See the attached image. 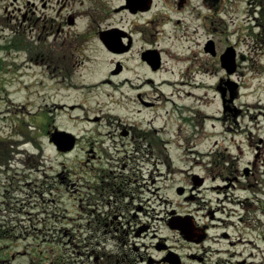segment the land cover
Masks as SVG:
<instances>
[{
  "label": "rangeland",
  "instance_id": "374dc122",
  "mask_svg": "<svg viewBox=\"0 0 264 264\" xmlns=\"http://www.w3.org/2000/svg\"><path fill=\"white\" fill-rule=\"evenodd\" d=\"M81 12L75 11V38L68 34L74 28L64 30V57L70 56L74 44L75 49L83 44V35L93 37L99 30L123 25L90 24V13L84 16L79 15ZM259 12L255 0H223L216 18L220 24H207V32L204 24L158 26L160 33L157 32L155 41L164 51V67L158 74L150 76L154 79L153 84L139 90L144 93L145 100L154 103L151 108L134 105L131 101L123 106L109 104L106 94L115 91L101 82L110 74L111 60L119 57L104 51L95 38L87 45H81L79 53L75 51V56L82 55L80 61L89 62L79 70L77 66L78 71L72 80H63L57 72L53 82L50 74L43 77L40 68L35 67L28 70L26 66L20 70L25 56L11 66L10 58L1 54L5 60L0 68V151L5 150V153L0 156V192L9 185L14 189L26 187L24 192L21 189L16 191L15 204H2L5 198L0 194V223L7 222L3 216L7 217L11 208L12 223L4 224L11 225L16 231L15 237L0 241V244L20 248L40 246L43 250L51 246L64 248L62 254L73 256L75 263L93 264V259L88 260L86 255L71 251L75 237L69 238L60 232L71 229L80 238L87 239L90 228L87 224L91 220L89 207L80 203L78 195H75V203L67 195H62L61 215L57 219L49 218L50 213L46 214L45 209L50 203L42 200L38 188L44 171L50 177L64 167L75 173V183L78 184L75 192L77 188L84 194L89 192L87 187L93 181L94 172L86 165L87 150L92 142L98 141V145L104 146L99 152L101 158L92 160L96 169L120 166L116 160L126 157L121 152L120 140L116 144L98 134V130L107 134L110 126H105V120L96 125L75 122L78 115H83L82 109L59 113L54 110L57 126L83 136L76 151L67 155L55 151L45 135L46 113L53 108V103L81 104L91 118L110 112L114 116L113 125L116 118H121L128 124H138L141 130H157L154 138L139 140L145 148L147 144L152 145V152L148 150L147 154L145 151V161L139 160L138 165L142 170L138 175L143 172L144 177L149 178L148 173L152 170L153 179L158 181L157 196L152 193H156L155 187L144 193L145 199L151 200L146 208L152 217H157L158 212L163 215L174 209L184 214L206 203L210 208L219 209L218 216L227 222L225 229L223 226L211 231L212 239H218L217 235L223 232L230 235L229 240L219 238L216 245L223 247L234 242L239 245L233 249L239 254L235 261L264 264V24L259 23ZM180 16L187 21L193 20L188 12ZM212 28L217 30L216 35L209 33ZM211 38L220 51L226 47L235 49L238 64L235 73L229 75L226 71H217L218 61L205 54L204 45ZM15 67L19 69L17 74L14 73ZM136 70L128 72V76L138 80L149 76L145 69ZM220 79H223L222 88L225 89L223 102L215 90ZM113 80L120 83L121 77ZM140 81L139 85L142 79ZM164 81L179 84H163ZM75 83L86 84L89 89L75 91ZM227 83L237 88L233 94ZM115 94L116 97L120 95L118 91ZM127 94L132 96L130 92ZM54 112L50 115L53 116ZM124 148L129 150L131 147ZM131 158L138 159L139 156L134 154ZM227 177L231 179L226 180ZM194 181L202 182L199 193L192 185ZM181 187L193 191L197 199L186 202L176 192ZM26 193L32 194V197L28 196L29 200ZM56 197L49 195L47 200ZM83 207L85 209L80 210ZM66 215L72 217V221L67 220ZM150 222L156 225L162 236L174 235L163 222ZM2 235L9 236L5 232ZM103 237L100 239L102 249L107 254L117 253V237ZM145 242L150 243V240ZM81 258H85L84 261ZM26 261L19 259L16 264H25Z\"/></svg>",
  "mask_w": 264,
  "mask_h": 264
},
{
  "label": "flooded vegetation",
  "instance_id": "af4514ba",
  "mask_svg": "<svg viewBox=\"0 0 264 264\" xmlns=\"http://www.w3.org/2000/svg\"><path fill=\"white\" fill-rule=\"evenodd\" d=\"M222 1L0 0V68L5 60V58H1V54L6 58H10L11 66L12 63H16L15 60L25 56L23 64H20L21 67L19 66L20 70L26 66L28 70L31 67H35L40 68L43 77L50 74L53 82L58 73L63 80L68 78L72 80L75 77L77 66H79V70L82 65L89 62L85 59L80 61L79 57H82V55L75 56V54L79 53L78 50L81 45H87L90 39L95 38L104 51L119 57V59L111 60L110 74L108 78L101 82V85L109 86L115 91L112 94H106L109 104L123 106V103L126 105V102L131 101L134 105L151 108L154 103L145 100L144 93L139 92V90L144 86L153 84L154 79L150 76L158 74L164 67V51L157 46L155 41L156 35L160 33L158 26L161 27L167 24H200L201 26V24H204V30L207 32V24H220L216 18ZM76 10L83 11L79 15L83 14L85 16L90 13V24L123 25L99 30L94 33L93 37L83 35V44L77 46L76 49L74 44L70 56L64 57V30L65 28L72 29L75 27ZM185 12L191 14L193 20L181 19L180 15ZM207 12L211 14L207 15ZM102 13L106 14L103 15ZM117 16L120 17L117 18ZM114 18L117 19L115 20ZM108 20L110 21L108 22ZM209 33L216 35L217 30L212 28ZM68 34H72L75 38V28ZM228 48L226 47L224 51L218 50L217 43L212 38L208 42L206 41L204 45L205 54H209L218 61L217 65L219 68H217V71H226L223 67L222 56ZM75 51L77 52L75 53ZM136 68L145 69L149 75L146 78L139 77L140 80L142 79L140 85V80L128 76V72L137 71ZM18 71L19 69L15 67L14 73L17 74ZM22 75L24 74L22 73ZM120 77V83L114 82L113 79L116 81ZM222 81L223 79H220L218 85L215 86L221 101L224 99ZM87 89H89V86L86 84L79 85L75 83V91L85 92ZM117 91L120 93L119 97H116L115 93ZM127 92H130L132 96L130 97ZM117 99L118 102L116 101ZM81 109L84 113L82 116L78 115L75 122L84 123L85 125H96L105 120V126H110V128L107 134H102L99 130L98 134L100 136L104 135L106 139L114 140L116 144L120 140V146L123 148L121 152H124L126 157L116 160L117 163H121L120 166L116 164V166L108 167V170L103 167L96 169V166L92 165V160L95 161L101 158L99 152H102L104 146L98 145V141L90 143V149L87 150L88 164L86 166L94 174L93 181L87 187L89 192L85 194L78 188L75 192V185L78 184L75 183V173L70 172L69 169L62 167L50 177L44 171L38 188L41 190L39 194H41L42 200L50 203V207L45 209L46 214L50 213L49 218L57 219L61 215L60 211L63 210L60 208L63 203L62 195H67L72 203H75V195H78L80 203L89 207L91 220L87 224V228L90 227L87 235V240L90 239L88 246L83 241L84 239L75 234L74 230L65 228V230L62 229L60 231L62 234L68 235L69 238H77L78 242L71 249L72 252L77 251L79 254L86 255L88 260L93 259V264H113V260L116 261L115 264L247 263L246 261L234 260L239 255L236 250H233L239 247L234 242H230V244L223 247L216 245L221 237L229 240V234L223 232L217 235L218 239L211 238L213 229L217 231V229H221L223 226L225 229L227 226V222L218 216V213H220L219 209L210 208L205 203L202 207L190 210L184 214L178 213L174 209L164 212L163 215L158 212L157 217H152L150 210L146 208L147 205L151 204V200L149 201V198L146 200L144 193L155 187L156 193H152L157 196L159 191L158 181L153 179L152 170L148 173L149 178L144 177L143 172L138 175L139 171H142L138 166L139 160L145 161V156L149 151L152 152L150 150L152 145L151 143L147 144L145 148L139 144V140L147 141L148 138H154L153 134L157 130L147 132L139 129L138 124H128L121 118H116L113 125L111 121H113L112 117L114 116L110 112L105 116L91 118L81 104L70 106L53 103V108L45 115L44 129L50 145L53 146L56 152L67 155L76 151L81 144L83 136L78 132L74 133L71 130L57 126L54 110L56 112H77ZM51 112H54L53 116L50 115ZM57 130L72 132L71 134L75 137V147L72 151L62 152L55 143L51 142V137ZM127 145L131 147L129 150L124 148ZM117 151L119 152V149ZM145 151L147 154H144ZM134 154L138 155L139 158H131ZM228 179L231 178L227 177L226 180ZM193 184L195 189H197V193H199L202 182L194 181V183L192 182ZM27 185H30V183ZM25 187L19 186L14 189L12 185L6 186L5 191L0 192L5 198L2 204H15L16 191L21 189L24 192ZM176 192L186 202L197 199L194 196L195 193L191 190H185V188L181 187L177 188ZM25 195H27V199L28 196L32 197V194L28 195L26 193ZM49 195H56L57 197L47 200ZM84 209V207L80 208V210ZM13 211H15V207ZM12 213L11 208H9L8 216H3V219L7 222L0 223V232H5L10 237H15L16 231L13 230L12 226L4 224L12 223ZM150 215L151 217H149ZM65 218L72 221V217L66 215ZM172 219H179L177 225L185 224L188 227L192 232L189 234L190 239L184 237L181 230L171 228L170 224L172 223L170 222ZM184 219L186 220L184 221ZM150 220L163 222L168 231L174 235L162 236L159 230L156 229V225H153ZM31 221L34 222L33 219ZM187 222L191 225L187 226ZM106 235L117 237L119 241L117 253L107 254L105 249H102L103 245H101L100 239ZM148 240H150V243L145 242ZM20 247L0 244V264H16L19 259L27 260L25 264H78L75 263L73 256L68 257L62 254L64 248L59 249L51 246L52 248L47 247V250H43L40 246ZM81 259L84 260L85 258Z\"/></svg>",
  "mask_w": 264,
  "mask_h": 264
},
{
  "label": "water",
  "instance_id": "95a60500",
  "mask_svg": "<svg viewBox=\"0 0 264 264\" xmlns=\"http://www.w3.org/2000/svg\"><path fill=\"white\" fill-rule=\"evenodd\" d=\"M222 61H223V67L226 69L228 74H233L236 72L237 69V62H236V51L235 49L229 48L224 55L222 56ZM227 85L230 87L231 93L233 94L234 91L237 89L233 86V84L227 83ZM225 90V89H224ZM223 96L225 98V93H223ZM233 97V95H232ZM233 99L230 100L232 102ZM226 102V100H225ZM51 142L55 143L59 150L62 152H69L72 151L75 147V137L73 134L68 133L66 131H56L52 137H51ZM63 146H62V145ZM179 219H172L170 223V226L172 229H178L181 230L182 235L186 237L187 239H190L189 234L192 233L188 227H186L185 224L183 225H177ZM186 219H184L185 221ZM191 225L190 223L187 222V226Z\"/></svg>",
  "mask_w": 264,
  "mask_h": 264
},
{
  "label": "trees",
  "instance_id": "16d2710c",
  "mask_svg": "<svg viewBox=\"0 0 264 264\" xmlns=\"http://www.w3.org/2000/svg\"><path fill=\"white\" fill-rule=\"evenodd\" d=\"M256 1V5H259V7H260V12H259V14H260V17H259V23L260 24H264V0H255ZM261 5V6H260ZM5 143V142H4ZM5 153V150H3V151H0V156L2 155V154H4ZM7 160V159H6ZM4 232H0V241H3V240H6V239H8L10 236H7V235H2ZM9 239H11V238H9ZM77 238H75V245L77 244V240H76ZM90 240V239H89ZM89 240H87V239H84L83 241H85L86 242V246H88V244H89ZM85 244V243H84ZM82 261H84L83 259H82ZM115 260H113V264H115Z\"/></svg>",
  "mask_w": 264,
  "mask_h": 264
},
{
  "label": "bare ground",
  "instance_id": "6f19581e",
  "mask_svg": "<svg viewBox=\"0 0 264 264\" xmlns=\"http://www.w3.org/2000/svg\"><path fill=\"white\" fill-rule=\"evenodd\" d=\"M181 60H182V59H180V61H181ZM164 83L169 84V85H174V84H177V85H178V84H179V83L176 82V81H164L163 84H164ZM184 84H186V83H184Z\"/></svg>",
  "mask_w": 264,
  "mask_h": 264
}]
</instances>
